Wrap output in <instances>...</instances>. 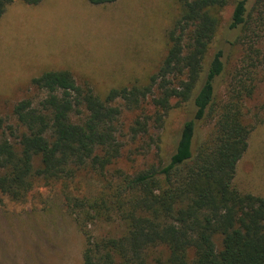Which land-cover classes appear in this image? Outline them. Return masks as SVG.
Instances as JSON below:
<instances>
[{"label": "trees", "instance_id": "trees-1", "mask_svg": "<svg viewBox=\"0 0 264 264\" xmlns=\"http://www.w3.org/2000/svg\"><path fill=\"white\" fill-rule=\"evenodd\" d=\"M23 1L38 5L44 0ZM178 1L182 13L167 31L168 52L147 85L113 87L100 95L79 84L69 70H46L32 78L46 95L37 104L31 98L15 104L17 127L0 115V130L8 128L15 137L0 135L3 193L19 199L34 178H69L82 169L105 178L103 190L83 206L84 220H79L85 236L83 264H264V196L234 184L250 135L264 124V102L256 106L251 122L245 111L257 86L255 69L262 63L257 45L264 30L261 0L236 1L230 27L241 28L247 42L243 63L222 97L223 51L206 69L205 63L221 24L217 11L229 0ZM11 2L0 0V18ZM150 96L149 112L145 103ZM118 101L140 110L131 126L133 138L163 127L175 104L193 101L194 115L184 122L168 160L134 173L117 169L108 180L123 149ZM201 122L212 129L197 143ZM112 218L122 222L123 233L95 238L89 222Z\"/></svg>", "mask_w": 264, "mask_h": 264}, {"label": "rangeland", "instance_id": "rangeland-1", "mask_svg": "<svg viewBox=\"0 0 264 264\" xmlns=\"http://www.w3.org/2000/svg\"><path fill=\"white\" fill-rule=\"evenodd\" d=\"M236 1L229 0L218 9L221 24L205 63L206 69L215 53L223 51L227 66L218 86L220 97L228 93L231 75L243 63V40L247 42L241 28L230 27ZM258 8L264 19L262 0ZM181 13L178 0H116L106 4L44 0L38 5L12 0L0 18V115L17 127L15 104L24 98L37 104L46 95L32 84V78L46 70H69L79 84L90 85L100 95L113 87L147 85L166 57L167 31ZM262 31L257 44L262 54V63L255 69L257 86L245 106L250 122L256 106L264 102ZM151 98L145 103L149 112L153 110ZM118 103L123 149L110 168L108 180L117 169L134 173L168 160L184 122L194 115L193 101L178 105L174 101L163 127L133 138L131 126L140 110ZM211 129L209 123H199L196 142L204 141ZM2 131L15 141L10 129L0 130V135ZM105 184V178L96 172L82 169L69 178H34L33 187L19 199L0 191V264H83L85 236L79 220H84L83 206L97 198ZM234 184L241 191L264 196V124L251 133L248 149L237 164ZM94 221L88 228L95 238L118 236L124 231L122 222L115 218Z\"/></svg>", "mask_w": 264, "mask_h": 264}]
</instances>
